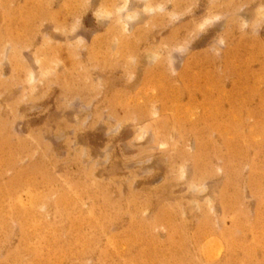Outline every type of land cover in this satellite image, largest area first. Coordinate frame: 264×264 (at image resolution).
<instances>
[{"label":"rangeland","instance_id":"1","mask_svg":"<svg viewBox=\"0 0 264 264\" xmlns=\"http://www.w3.org/2000/svg\"><path fill=\"white\" fill-rule=\"evenodd\" d=\"M0 264H264V0H0Z\"/></svg>","mask_w":264,"mask_h":264}]
</instances>
